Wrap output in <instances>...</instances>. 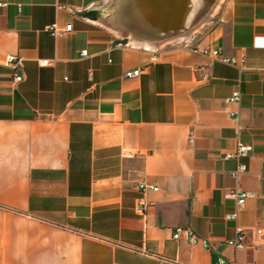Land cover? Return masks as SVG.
Masks as SVG:
<instances>
[{
  "label": "crops",
  "instance_id": "1",
  "mask_svg": "<svg viewBox=\"0 0 264 264\" xmlns=\"http://www.w3.org/2000/svg\"><path fill=\"white\" fill-rule=\"evenodd\" d=\"M0 1V264H264V0H223L213 22L217 0L185 28L170 0ZM141 3L165 23L147 28L161 34L151 45L134 35ZM51 23L72 26L55 36ZM237 140L253 151L234 179L224 153ZM141 181L158 189L142 193ZM235 186L251 193L242 207L227 195ZM236 225L240 248L225 243ZM177 226L209 247L173 239Z\"/></svg>",
  "mask_w": 264,
  "mask_h": 264
},
{
  "label": "built area",
  "instance_id": "2",
  "mask_svg": "<svg viewBox=\"0 0 264 264\" xmlns=\"http://www.w3.org/2000/svg\"><path fill=\"white\" fill-rule=\"evenodd\" d=\"M7 1H0V5H7ZM20 6V4H18ZM71 24H67L65 27H59L56 23H51L45 26V30L55 36H63L67 31L71 29ZM201 53L209 55L212 58L218 59L219 61L236 65L242 66L245 60L244 53H241L239 57L226 55L224 54L219 47H211V46H204L198 49ZM87 50H81V56H86ZM157 58L156 54L153 53L151 56V60H155ZM7 64L11 65L14 69H18L22 66L21 58L17 57L16 55H9L6 59ZM40 65H47L49 64V59L41 58L39 59ZM195 72H197L199 79L207 80L209 78L208 73V66L207 65H198L194 68ZM140 68L128 69L124 72L126 77H135L141 73ZM92 72L89 71V77L91 76ZM14 79L19 81L22 79V75L18 72H15ZM241 96L240 89H234L225 101L227 103L231 102H238ZM189 143L194 142V135L189 134L188 137ZM253 151V145L251 143L244 142L242 140H237L235 147L232 150L226 151L224 153L225 159H233L235 161L234 168L230 171V175L232 178L237 179L238 175L245 171L247 168L246 159L251 155ZM138 189L144 193L148 189L157 190L158 186L149 182L141 181L138 184ZM251 193L247 190L239 189L238 187H233L227 193L228 196L235 199L236 204L238 207H242L245 203V200ZM147 204L144 196L142 195L138 199V209H143V207ZM224 218L226 220H235L237 218L236 211L227 212L224 214ZM257 234H261V229H256ZM181 234H184L188 240L192 244H201L203 247H209L208 240L201 237L197 233H195L190 227H182L177 226L172 231V238L178 239ZM244 236H245V229L241 225H236L234 228V234L232 237L225 240V243L233 246L234 248H240L244 245ZM226 260L223 257H219L217 264H225Z\"/></svg>",
  "mask_w": 264,
  "mask_h": 264
},
{
  "label": "bare ground",
  "instance_id": "3",
  "mask_svg": "<svg viewBox=\"0 0 264 264\" xmlns=\"http://www.w3.org/2000/svg\"><path fill=\"white\" fill-rule=\"evenodd\" d=\"M139 1V0H138ZM142 1V0H140ZM171 1V2H170ZM169 3H171V6L173 7V10L175 12L177 6L180 5L181 7V14L179 13L178 16H181V19H180V26L181 27H178V28H185L187 27V25H189L191 23V15L198 13L200 15H202L206 9L211 5V3L214 1V0H183V4H182V0H170ZM145 2V1H144ZM217 2V1H216ZM143 3H141L139 6H137L136 9H138L140 15H141V19H138L137 20V30L134 31V35H135V38L138 40V41H141L145 44H154V41L157 39V38H161V34L160 33H151L147 30V28H153V27H150L151 24H154L155 26L158 25L157 27L162 28L165 23L163 21L165 20H162L160 19L161 23H162V26L160 24V22H158V24L155 23V19H151L149 16H148V11H146L148 7V4L143 6L142 5ZM216 4V3H215ZM215 6V5H214ZM140 7L142 10H140ZM157 8V7H156ZM196 8V10H195ZM159 10V9H158ZM195 10V11H194ZM137 11V12H138ZM178 11V10H176ZM126 12V11H125ZM163 13V12H162ZM178 13V12H177ZM192 13V14H191ZM126 14V17L128 18V13H125ZM199 15V16H200ZM171 15L169 14L168 15V18L165 22L168 23V25H172L174 23H176V19L175 18H170ZM136 20V19H135ZM159 20V19H158ZM166 23V24H167ZM164 24V25H163ZM130 25V24H129ZM166 27V26H165ZM136 28V27H135ZM146 28V29H145ZM194 29V28H193ZM171 30V29H169ZM179 31V30H178ZM190 32V31H189ZM187 34V33H186ZM174 35V33H173ZM189 35V34H188ZM165 37V36H164Z\"/></svg>",
  "mask_w": 264,
  "mask_h": 264
},
{
  "label": "water",
  "instance_id": "4",
  "mask_svg": "<svg viewBox=\"0 0 264 264\" xmlns=\"http://www.w3.org/2000/svg\"><path fill=\"white\" fill-rule=\"evenodd\" d=\"M216 1H217V0H214V1L211 3V5L206 9V11L201 15L200 20L198 21V23H202L203 21H205V20L208 18V16H209V14L211 13V11H212V9H213V7H214Z\"/></svg>",
  "mask_w": 264,
  "mask_h": 264
},
{
  "label": "rangeland",
  "instance_id": "5",
  "mask_svg": "<svg viewBox=\"0 0 264 264\" xmlns=\"http://www.w3.org/2000/svg\"><path fill=\"white\" fill-rule=\"evenodd\" d=\"M221 1H223V0H219V2L217 3V6L213 9V11H212V13H211V18H210V20H213V22H215L216 19H217L216 11H217V8H218L219 4L221 3ZM215 5H216V4H215ZM195 10H196V8H195ZM195 10H194V11H195ZM191 14H192V13H191ZM190 18H191V19H189V20H192V18H193V14L191 15Z\"/></svg>",
  "mask_w": 264,
  "mask_h": 264
}]
</instances>
